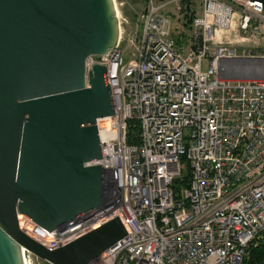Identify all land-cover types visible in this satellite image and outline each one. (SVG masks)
<instances>
[{
	"label": "built area",
	"instance_id": "1",
	"mask_svg": "<svg viewBox=\"0 0 264 264\" xmlns=\"http://www.w3.org/2000/svg\"><path fill=\"white\" fill-rule=\"evenodd\" d=\"M237 1L239 9L226 0H145L126 35L118 13L116 44L85 59V76L104 65L111 88L114 113L97 120L105 202L52 231L18 215L21 230L52 250L117 217L125 235L89 264H244L264 239V53H239L232 42L264 8ZM184 3L200 8L186 49L168 14ZM228 62L260 74L230 77ZM186 164L187 185L177 190Z\"/></svg>",
	"mask_w": 264,
	"mask_h": 264
},
{
	"label": "water",
	"instance_id": "2",
	"mask_svg": "<svg viewBox=\"0 0 264 264\" xmlns=\"http://www.w3.org/2000/svg\"><path fill=\"white\" fill-rule=\"evenodd\" d=\"M118 36L114 0H0V264H24L21 248L89 264L125 235L115 217L50 250L17 218L52 231L104 204L97 120L114 110L106 67L86 77L85 59Z\"/></svg>",
	"mask_w": 264,
	"mask_h": 264
},
{
	"label": "rangeland",
	"instance_id": "3",
	"mask_svg": "<svg viewBox=\"0 0 264 264\" xmlns=\"http://www.w3.org/2000/svg\"><path fill=\"white\" fill-rule=\"evenodd\" d=\"M226 1L230 2L234 9L241 7L240 2L237 0ZM115 3L120 17V26L124 31V35H126V33L135 29L138 14L146 8L145 0H115ZM183 6L184 8L180 11L170 9L168 14L171 18L173 38L186 49L193 45L190 21L194 15L200 12V8L192 3H184ZM250 19L251 25L248 26L246 32L239 34L243 39L241 38L242 40L236 43L232 42V45L237 48L239 53L242 50H250L255 55L262 54L264 53V18L259 21L251 16ZM225 64L230 67L231 72L228 75L230 77H255L260 74L255 71L256 67H248L243 63L228 62ZM31 256L33 264H38L36 258L33 255Z\"/></svg>",
	"mask_w": 264,
	"mask_h": 264
},
{
	"label": "trees",
	"instance_id": "4",
	"mask_svg": "<svg viewBox=\"0 0 264 264\" xmlns=\"http://www.w3.org/2000/svg\"><path fill=\"white\" fill-rule=\"evenodd\" d=\"M137 123L135 121L131 122L130 126V141L131 142H137ZM188 175H189V168L188 165L186 164L185 170L182 173V176L175 180V189H179L180 186H186L187 181H188ZM264 262V239L260 240L258 243L255 245H250L248 249V255L247 258L245 259L244 264H263Z\"/></svg>",
	"mask_w": 264,
	"mask_h": 264
},
{
	"label": "bare ground",
	"instance_id": "5",
	"mask_svg": "<svg viewBox=\"0 0 264 264\" xmlns=\"http://www.w3.org/2000/svg\"><path fill=\"white\" fill-rule=\"evenodd\" d=\"M115 10H116V14L118 17V9L116 7H115ZM19 221L20 223H22L23 221V217L21 215H19ZM21 253H22L24 264H33L31 256L25 250H21Z\"/></svg>",
	"mask_w": 264,
	"mask_h": 264
}]
</instances>
